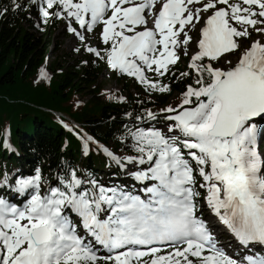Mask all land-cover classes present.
Returning a JSON list of instances; mask_svg holds the SVG:
<instances>
[{
  "label": "snow or ice",
  "instance_id": "6c2138e0",
  "mask_svg": "<svg viewBox=\"0 0 264 264\" xmlns=\"http://www.w3.org/2000/svg\"><path fill=\"white\" fill-rule=\"evenodd\" d=\"M40 13L45 22L65 20L80 41L101 26L105 55L86 50L150 91L170 87L146 73L166 76L193 47L195 86L163 110L173 113L164 117L172 122L166 132H129L136 155L124 162L137 168L138 193L83 180L75 170L43 193L40 175L19 179L18 194L32 191L23 207L0 198V264H264V254H227L197 214L203 196L241 246L264 250V0H46ZM227 54L239 58L233 63ZM221 57L231 67H214ZM147 117L156 119L151 111ZM97 245L113 254H99Z\"/></svg>",
  "mask_w": 264,
  "mask_h": 264
},
{
  "label": "trees",
  "instance_id": "16d2710c",
  "mask_svg": "<svg viewBox=\"0 0 264 264\" xmlns=\"http://www.w3.org/2000/svg\"><path fill=\"white\" fill-rule=\"evenodd\" d=\"M43 5L41 0H0V198L22 205L32 190L18 194L19 179L40 175L43 193L71 170L83 180L133 190L139 186L132 175L137 168L124 162V157L136 155L129 132L156 129L165 115L150 120L147 113L159 107L157 99L170 107L181 103L187 86H195V73L187 62L178 61L164 77L151 73L150 79L167 84L169 92L138 84L140 91L134 93L133 78L114 70V79L106 75L111 69L106 58L66 53L71 56L67 60L59 55L62 44L55 37L64 22L51 15L46 22L37 21ZM45 68L49 75L42 79ZM184 72L190 75L181 76ZM112 80L116 85L108 89ZM86 95L91 98L80 99ZM71 119L81 123L86 140L91 137L88 152Z\"/></svg>",
  "mask_w": 264,
  "mask_h": 264
},
{
  "label": "rangeland",
  "instance_id": "374dc122",
  "mask_svg": "<svg viewBox=\"0 0 264 264\" xmlns=\"http://www.w3.org/2000/svg\"><path fill=\"white\" fill-rule=\"evenodd\" d=\"M45 4H46V0H42ZM54 10L55 11H58L59 9L58 8H54ZM50 12H51V10H49ZM36 20L37 21H44V18L42 17V15H41V13L39 12V15H37V17H36ZM63 22H64V24H63V26L61 27V28H59L58 30H57V32H56V37H55V41L58 43V44H62L61 45V49H62V51H58V54L59 55H61V56H66L67 57V60H69V59H71V56L70 55H67L66 53H69V54H74V55H76V54H81V53H83V54H85V53H87V54H91L90 52H88L86 49H87V47H93V48H96L97 50H100V51H102V52H104L105 53V50L107 49V45H103L102 43H101V40H100V37H99V34H100V31H101V26H97L95 29H94V31L92 32V33H84L85 34V36H86V39H85V41H80L79 40V38L77 37V36H75L73 33H71V32H69L68 30H67V27H68V25H67V22L65 21V20H63V19H61ZM75 26V25H74ZM80 31L81 32H84V30L83 29H80ZM190 35H193V38H194V40L197 38V36H198V33H195V32H192V33H189ZM256 36V34L255 33H253V37H255ZM249 43H250V41H246V42H244L243 44H242V48H246V47H248V45H249ZM77 49H79V51H77ZM195 51V49L193 48V47H190L189 49H188V52H189V55H184L182 52L180 53V60L179 61H185V62H187V65H188V63H190V58H191V54L193 53ZM66 54V55H65ZM51 55V54H50ZM56 55V54H55ZM94 55V54H93ZM227 55H229L230 57H231V59H232V61H233V63H235L237 60H238V58H239V56H238V54H227ZM95 56V55H94ZM52 59H54V58H52ZM213 63V66L214 67H220V68H228V67H230L231 65H229V64H226L225 62H224V58L223 57H221V59L220 60H218V61H214V62H212ZM49 73V70H47V74ZM105 73H106V75L107 76H109V77H111V79H114L113 78V73H114V71L112 70V69H107L106 71H105ZM152 72H147L146 73V75H149V74H151ZM127 77H129V76H127ZM132 77H129L128 79H131ZM111 83V85H109L108 86V89H111V86L112 87H115V85H116V83H115V80H112V81H110ZM139 84V82L138 81H136L135 79H134V83H132L131 85H130V88L132 89L131 91H133L134 93H137V92H139L140 91V85H138ZM143 86V85H142ZM120 88H122V85H119L118 86V89H120ZM91 98V96L90 95H86V96H81L80 97V99L81 100H83V101H87V100H89ZM157 101L159 102V107H157V109L155 110V111H151L152 113H154L155 114V116L156 115H160V114H164L165 116L166 115H172L173 113H166V112H164L163 110L165 109V108H167V107H170V106H166L165 104L163 105V102L162 101H160V99H157ZM180 103H178L176 106H174L173 108H175V107H177L178 105H179ZM170 123H172L171 121H167V120H164V121H161V122H157L156 124V126H157V128L156 129H162V130H164L165 132L167 131V125L168 124H170ZM259 125H260V130L261 131H259L258 132V136H259V133H262L263 131H264V124H261L260 122H259ZM258 149H259V151L262 153V154H264V147H262V149H261V147H259L258 146ZM138 183V182H137ZM139 184V183H138ZM139 187H140V185H139ZM139 187L138 188H136V189H134L133 191H135L136 193H138L139 192ZM199 191H201V192H203V189H198ZM198 199V204H199V206H198V209H199V214H200V216H201V220H202V218L203 217H205L204 218V221L207 223V225L211 228V231H212V227L213 226H215L216 224V218L214 217L213 218V215L211 214L212 213V210L205 204V202H204V199H203V196H201V197H198L197 198ZM219 230H221V228H218V226L216 225V227H214V230L212 231V234H213V236L215 237V239H216V241H217V246L218 247H220V248H222L225 252L227 251V250H225V249H230V253H229V255H231V256H233L234 258H238L239 259V257H238V255L237 254H239V252H242V249L241 248H237L236 250L234 249V243L232 244V245H226L225 244V246L221 243V241H224V239L226 238V236L223 234V233H221L222 235L220 236V233H219ZM226 241V240H225ZM227 242V241H226ZM225 248V249H224ZM98 249V252H99V254H101V255H111L110 253H106V249H104L103 247H99V248H97ZM256 250V249H255ZM264 251V250H263ZM246 254L247 253H251V254H256V252L255 251H253L252 249L250 250V251H248V250H245L244 251ZM255 252V253H254ZM258 252H261V251H258ZM237 253V254H236Z\"/></svg>",
  "mask_w": 264,
  "mask_h": 264
},
{
  "label": "bare ground",
  "instance_id": "6f19581e",
  "mask_svg": "<svg viewBox=\"0 0 264 264\" xmlns=\"http://www.w3.org/2000/svg\"><path fill=\"white\" fill-rule=\"evenodd\" d=\"M212 214H213V218L216 217V216L214 215L213 212H212ZM217 220H218V219H217ZM217 222H219V220L216 221V225H217ZM216 225L212 227V231L214 230V227H216ZM220 236H221V234H220ZM226 241H227V242H226ZM226 241H222L221 243H222L224 246H225V244H226V245H232L233 243H235V241H229V240H226ZM234 249L236 250V248H234Z\"/></svg>",
  "mask_w": 264,
  "mask_h": 264
}]
</instances>
